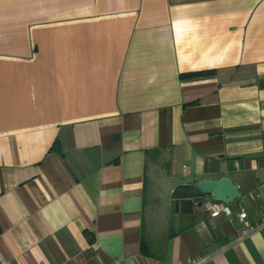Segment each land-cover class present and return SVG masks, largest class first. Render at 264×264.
<instances>
[{
	"label": "crops",
	"instance_id": "1",
	"mask_svg": "<svg viewBox=\"0 0 264 264\" xmlns=\"http://www.w3.org/2000/svg\"><path fill=\"white\" fill-rule=\"evenodd\" d=\"M195 257L264 264V0H0V264Z\"/></svg>",
	"mask_w": 264,
	"mask_h": 264
},
{
	"label": "water",
	"instance_id": "2",
	"mask_svg": "<svg viewBox=\"0 0 264 264\" xmlns=\"http://www.w3.org/2000/svg\"><path fill=\"white\" fill-rule=\"evenodd\" d=\"M205 197L231 204L241 197V192L232 178L227 176L217 179H203L195 183L176 184L170 192L169 236H174L177 233L179 214L192 213L194 206H201L202 199Z\"/></svg>",
	"mask_w": 264,
	"mask_h": 264
},
{
	"label": "built area",
	"instance_id": "3",
	"mask_svg": "<svg viewBox=\"0 0 264 264\" xmlns=\"http://www.w3.org/2000/svg\"><path fill=\"white\" fill-rule=\"evenodd\" d=\"M202 207L205 210V212L212 217L218 216L219 214H225L230 215L231 214V208L229 204L223 203L221 201H214L210 200L209 198L203 200ZM239 220L243 221L246 217V212H244L243 209H240V211L237 214ZM254 227L252 226H244L240 229L239 237H243L247 235ZM203 260L202 257H195L188 261L187 264H199ZM181 264V263H177Z\"/></svg>",
	"mask_w": 264,
	"mask_h": 264
},
{
	"label": "trees",
	"instance_id": "4",
	"mask_svg": "<svg viewBox=\"0 0 264 264\" xmlns=\"http://www.w3.org/2000/svg\"><path fill=\"white\" fill-rule=\"evenodd\" d=\"M144 253H148L149 254V252H148V248L146 247V244H145V242H143L142 241V245H141V248H140Z\"/></svg>",
	"mask_w": 264,
	"mask_h": 264
}]
</instances>
